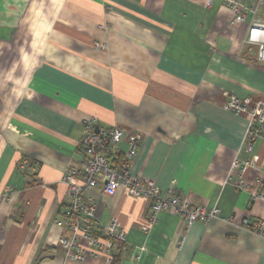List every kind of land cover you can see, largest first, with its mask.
Segmentation results:
<instances>
[{"label":"crops","instance_id":"crops-1","mask_svg":"<svg viewBox=\"0 0 264 264\" xmlns=\"http://www.w3.org/2000/svg\"><path fill=\"white\" fill-rule=\"evenodd\" d=\"M208 1L0 0V264H264V237L241 226L264 219L249 198L257 170L247 189L227 181L235 155L264 163V133L246 151V115L223 108L230 94L264 102V62L245 41L250 20L232 25L224 0ZM235 1L258 4L264 19V0ZM89 116L123 130L121 149L140 133L133 175L218 215L183 229L164 209L150 223L149 199L97 185L100 230L115 218L125 240L112 261L66 257L61 177L82 160Z\"/></svg>","mask_w":264,"mask_h":264},{"label":"built area","instance_id":"built-area-1","mask_svg":"<svg viewBox=\"0 0 264 264\" xmlns=\"http://www.w3.org/2000/svg\"><path fill=\"white\" fill-rule=\"evenodd\" d=\"M234 17L232 25L250 20L246 42L256 47V58L264 62V19L258 14V4L246 6L235 0H224ZM210 4V0L207 5ZM250 16V17H249ZM250 18V19H249ZM96 46H102L98 42ZM250 97L240 98L235 94L227 96L223 108L234 114L244 113L247 124L243 134V148L250 152L254 141L264 133V102L255 101L249 105ZM95 116L82 120L83 131L80 138L82 160L78 166H68L62 174L66 185V200L68 209L56 223L69 235H62L57 245L66 257L76 261L90 256H106L112 260L114 241L125 240V229L114 218L104 230L96 215L91 191L97 185L107 195L117 190L131 196H140L150 200L149 222L156 220L157 213L164 209L172 210L181 217L183 229H187L196 221L206 222L218 215V208H207L195 205L186 196L178 195L173 187H169L164 195L154 179L140 178L133 175L130 162L137 153L141 135L134 132L128 136L126 147L121 149L120 141L123 130L119 126L109 128L98 127ZM249 169H256L253 189L249 190L251 202H260L264 206V163L256 166L253 160H241L235 155L230 164L227 181L241 190L247 189L245 174ZM241 226L258 236L264 237V219L251 221L244 218ZM146 228L143 227V230Z\"/></svg>","mask_w":264,"mask_h":264},{"label":"rangeland","instance_id":"rangeland-1","mask_svg":"<svg viewBox=\"0 0 264 264\" xmlns=\"http://www.w3.org/2000/svg\"><path fill=\"white\" fill-rule=\"evenodd\" d=\"M34 47V46H33ZM32 48V46L30 47ZM35 48V47H34ZM35 57V53L34 52H30L28 55H27V58L24 59V72H23V75L21 77H25L26 73H27V70L28 68L31 66L32 62H33V59ZM22 78L19 79V82ZM18 82V83H19ZM18 83H17V89H18Z\"/></svg>","mask_w":264,"mask_h":264},{"label":"water","instance_id":"water-1","mask_svg":"<svg viewBox=\"0 0 264 264\" xmlns=\"http://www.w3.org/2000/svg\"><path fill=\"white\" fill-rule=\"evenodd\" d=\"M98 127H99V126H98V125H96V126H95V130H97V129H98Z\"/></svg>","mask_w":264,"mask_h":264},{"label":"trees","instance_id":"trees-1","mask_svg":"<svg viewBox=\"0 0 264 264\" xmlns=\"http://www.w3.org/2000/svg\"><path fill=\"white\" fill-rule=\"evenodd\" d=\"M112 259H113V257H112ZM112 261V260H111Z\"/></svg>","mask_w":264,"mask_h":264}]
</instances>
